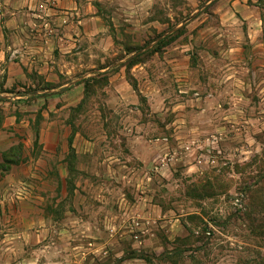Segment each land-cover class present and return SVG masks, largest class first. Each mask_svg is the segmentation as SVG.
I'll return each mask as SVG.
<instances>
[{
  "label": "rangeland",
  "instance_id": "374dc122",
  "mask_svg": "<svg viewBox=\"0 0 264 264\" xmlns=\"http://www.w3.org/2000/svg\"><path fill=\"white\" fill-rule=\"evenodd\" d=\"M94 2L79 35L53 25L57 0L40 4L58 37L0 4V264H264V89L209 88L231 63L264 69L241 13L264 20V0ZM129 134L168 138L156 153L131 139L135 170L96 182L99 158L127 162Z\"/></svg>",
  "mask_w": 264,
  "mask_h": 264
},
{
  "label": "crops",
  "instance_id": "0c3cea01",
  "mask_svg": "<svg viewBox=\"0 0 264 264\" xmlns=\"http://www.w3.org/2000/svg\"><path fill=\"white\" fill-rule=\"evenodd\" d=\"M56 0H53V4H55ZM0 4L4 5V9L7 12H10L13 17H11L12 19H17L20 16V13H27L26 15H29V20L25 18V22L29 23L28 25H31V23L34 21V18H32V15L34 14V10L40 6V4H43L44 6H46V0H0ZM23 7V8H20ZM56 10V14L54 15V26L55 25H59L62 24L61 21H65L62 25H63V29L71 27L73 29V32L76 33L77 35H79L80 31H81V27H82V23L86 22L88 19H99L101 18V16L99 15V11H98V7L96 5V3L94 2V0H57V3L55 4V7L52 10ZM244 9V8H243ZM241 13L243 14V16L245 17V19L247 20L248 23V27H249V43L252 44L253 46H255L256 50H253V55L257 56L258 58H263V62L258 64L261 65L262 67H264V20L263 17L261 16V14H259V16H252V11L247 7L244 10L241 11ZM16 15V16H15ZM18 16V17H17ZM31 19V20H30ZM55 21H60L59 23L55 22ZM62 27V26H61ZM79 29V30H78ZM54 36L58 37V33H57V29H54ZM60 30V29H59ZM51 34V33H50ZM59 38H62V35L59 36ZM36 53V52H35ZM34 52L31 54H28V52L26 51H22L20 52V56L22 57V59L26 58L29 59L28 64L30 65V67L32 69H37L39 70L40 73H45L48 70V66L41 64L39 59H42L41 55H37ZM247 54L243 53L244 57H246L247 55H251V52H246ZM40 57V58H39ZM230 70L228 72V68L225 70L224 74H217L215 73V75L217 74V76L219 75V77L221 78L222 75L224 76V80L225 83L217 86L214 83L210 82V86L209 88L212 91H218L220 90V88H226L229 87V89H235V90H239L241 91L242 88H246V86L250 85L253 87V85L257 86V88L260 89H264V75H259L260 70L264 71L263 68H257V67H253L252 65H250V63H248L247 66H243L241 68L247 69L246 73L244 75H246L247 77H244V75H242L241 70L239 71V68L236 66V63H231L230 64ZM255 65V64H254ZM232 68V69H231ZM240 68V69H241ZM109 69V67L103 68L102 71H105ZM243 70V69H242ZM249 71V72H248ZM238 72V73H237ZM239 74V78L236 76L234 79L232 78V76H235L237 74ZM254 74L255 78L251 81H249L251 79L250 74ZM227 75V78L226 76ZM238 80V82H236L235 80ZM73 87L70 88H65L62 91L59 90H53L50 89L49 91H51L52 93L47 94L48 96L51 95H57L58 97H60L61 95H65L66 96L69 95V93H71L73 91ZM59 91V92H57ZM45 95V96H47ZM36 99H41V95H39L38 93L36 94ZM2 101V100H1ZM35 101V100H34ZM67 101V102H65ZM62 102V106L61 107H66V106H72V105H76L77 101L76 99H69V100H65ZM23 106H26L27 104L24 102H21ZM20 104V103H19ZM226 105V104H225ZM224 105V106H225ZM152 107V106H151ZM138 109V107H137ZM139 110V109H138ZM14 116L11 115H7L5 118H10L12 120ZM10 123H15V121H11ZM8 124L7 121L4 122L3 126H6ZM0 138L2 139V135L5 134H12V132H9L7 129H1L0 130ZM173 135V134H170ZM52 138H60L59 134H51ZM36 137L38 139L42 141H47V136L46 134H44V130L41 129V133L37 134ZM153 136H151L150 134H129V136L127 137V141H128V148H127V155L129 156L128 160H126L127 162H125L124 160H122L119 156H110L108 158H104V161H102L100 164V158L98 160H96L97 165L101 166L102 169H100V174L98 175L99 178H95L96 182H100L102 184V182H104L105 184H111L112 180H109L107 178H101V172L102 171H115L116 168L118 167L121 171L123 169V167L133 171L135 170V164H139L137 162L136 157H140V153L141 151L139 149V146H135L133 144H131L130 140L134 139V140H144L142 143L144 144L143 147V151L145 150L146 153H148V151L156 153L159 146L161 144H164V142H162L163 140H167V136L162 137V136H156L155 139H152ZM75 139L79 138V134H75L74 136ZM136 138V139H135ZM177 138V137H176ZM178 143V142H176ZM168 144V142H167ZM7 143L6 142H0V149L2 150H6V146ZM133 145V146H132ZM126 146V147H127ZM56 151V149H54ZM79 152V150L77 151ZM1 154V152H0ZM83 154V153H81ZM86 155L90 156L89 153L85 152ZM111 158H114L111 160ZM131 159V160H129ZM118 160V162H117ZM109 161V162H108ZM116 161V162H115ZM21 169L25 172L28 173L29 170H32V167L26 163H21L19 164ZM148 165V162H144L142 164H140L141 167H146ZM66 168L69 167L66 166ZM65 169V168H64ZM4 169H0V179L3 178V174L2 171ZM119 170V171H120ZM33 171V170H32ZM5 172V170H4ZM30 173V172H29ZM28 173V174H29ZM35 173V171L32 172V175ZM27 174V175H28ZM67 176V173H66ZM116 176V175H114ZM126 178L129 177H134V175H125ZM103 177V176H102ZM112 177V176H110ZM114 178V177H112ZM84 181V180H83ZM79 182V183H78ZM76 184L80 185V180L78 181ZM116 185H118L116 182L114 183ZM67 185V179L64 178L63 180V187H66ZM77 185V186H78ZM115 185V186H116ZM120 185V184H119ZM44 218V217H43ZM42 231L41 228H39V230H37V233H40ZM90 244V243H89ZM39 249V247L37 248V250ZM88 258V257H87ZM85 258L84 260H54V261H48L46 263L48 264H100V262L95 261L94 263L92 261H89V259ZM35 262V261H34ZM36 263V262H35Z\"/></svg>",
  "mask_w": 264,
  "mask_h": 264
},
{
  "label": "built area",
  "instance_id": "2783aa9c",
  "mask_svg": "<svg viewBox=\"0 0 264 264\" xmlns=\"http://www.w3.org/2000/svg\"><path fill=\"white\" fill-rule=\"evenodd\" d=\"M35 15V18L36 19H38V21H42V23H43V25L47 28V29H49L50 31H53V26H52V24L50 23L51 21L49 20V14L46 12V13H44V14H42V13H39V12H35L34 13Z\"/></svg>",
  "mask_w": 264,
  "mask_h": 264
}]
</instances>
